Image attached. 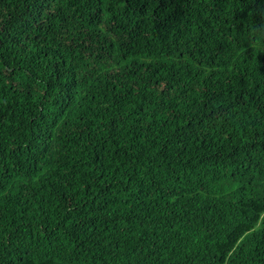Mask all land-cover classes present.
<instances>
[{"label":"trees","instance_id":"trees-1","mask_svg":"<svg viewBox=\"0 0 264 264\" xmlns=\"http://www.w3.org/2000/svg\"><path fill=\"white\" fill-rule=\"evenodd\" d=\"M0 264H264V0H0Z\"/></svg>","mask_w":264,"mask_h":264}]
</instances>
